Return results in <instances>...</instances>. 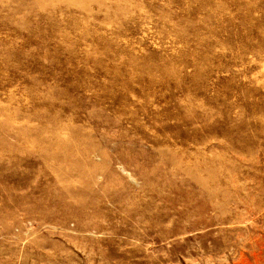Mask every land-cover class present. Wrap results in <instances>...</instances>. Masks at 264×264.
<instances>
[{
	"label": "rangeland",
	"instance_id": "rangeland-1",
	"mask_svg": "<svg viewBox=\"0 0 264 264\" xmlns=\"http://www.w3.org/2000/svg\"><path fill=\"white\" fill-rule=\"evenodd\" d=\"M107 1L0 0V137L7 145H0V264H264V0ZM156 80H167L177 97L188 98L191 115L205 116L202 124L178 130L191 131L188 138L202 132L207 176L227 177L212 186L217 190L208 213L179 205L185 208L177 218L179 235H145L138 213L151 197L146 182L168 170L128 162L115 156V147L101 146L86 155L100 170L92 173L86 163L79 169L99 194L93 200L110 212L88 220L92 232H81L77 209L50 222L29 201L4 204L6 194L49 187L50 175L70 167L47 159L23 134L39 127L36 114L50 105L63 122L78 119V109H63V94L75 93L83 107L86 88L95 94L102 86L129 87L136 104L166 97L158 88L132 92V85ZM127 106L137 109L128 98L102 101L110 115ZM162 137L146 126V139ZM77 156L71 161H82ZM57 167L62 174L51 171ZM76 172L66 175V183L81 187ZM12 173L26 182L23 187L1 180ZM190 220L195 225L185 226ZM95 224L104 228L93 229Z\"/></svg>",
	"mask_w": 264,
	"mask_h": 264
},
{
	"label": "bare ground",
	"instance_id": "bare-ground-1",
	"mask_svg": "<svg viewBox=\"0 0 264 264\" xmlns=\"http://www.w3.org/2000/svg\"><path fill=\"white\" fill-rule=\"evenodd\" d=\"M129 6L131 8V5ZM21 21L23 20L21 19ZM135 60L138 61L137 59ZM137 64L138 63L135 65ZM154 69V67H150V71ZM145 73L147 72L144 68L141 75L144 76ZM111 86L97 88L95 90L97 93L95 94L92 93L89 88H86L84 93L85 100L88 104L83 107H79L76 104L78 100L77 98H73L74 95H76L75 93L71 95L68 93L63 94V97L66 96L67 99L65 102L61 103L63 109L69 111L71 108L75 107L80 113L78 119H69L67 122L64 121L68 124L64 125L63 120L65 119L62 120L59 115L51 114V110H48L51 108L49 104L47 109L34 116L35 119L40 122L39 127H34L33 130H26L25 128L26 131L23 133L25 137L34 139L39 150L44 152L47 159L60 161L61 163L68 164L70 167L67 170L65 165L62 164L67 171L63 174L61 173L63 167L52 168L51 171L56 170L62 175L59 174L60 176L58 177L57 174L56 177L50 175L51 180L49 187L43 186L44 184L38 187L34 185L33 188L27 190L26 193H9L6 194L7 196L3 199V202L4 204L14 202L17 206L21 207L29 201L32 204L31 209L40 213L50 222L56 220L60 215L69 217L72 215V211H68L77 209L81 212L80 215L83 222L81 232H92L88 220L92 217L101 215V212H105L107 215H109L110 212L105 209L106 207H104L102 203L93 200L95 197L100 198L99 194L97 192H92L86 181L87 179L85 180L83 173L79 169L80 166L86 163V165L89 164L91 166L92 173L96 174L101 168L98 167L100 164L97 166V164L90 163L86 155L97 150L99 146L109 148L115 147V156L118 158H122L128 162L150 165L156 170H168L166 173H157L159 175L157 177L155 174V178L152 182H146L151 197L145 202V208L142 209L143 212L138 213V218L145 235L155 233L157 236L163 238L179 235L180 221H178L177 218L185 214V208L181 210L179 205H183L187 208L198 207L203 209V212L208 213L209 209L212 208L211 198L213 192L217 190L214 186L215 191H213L212 186L224 182L227 179L226 176L220 177L219 180L211 179L207 176L206 169L210 160L207 159L208 153L206 154V151L209 150V148L202 132L195 131L196 136L188 138L191 131L182 128L178 130L179 126L186 128L193 122L202 124L205 116L199 113L191 115L190 100L188 98H184L183 100L177 97V91L174 89L171 90L167 80L151 81L147 87H141L139 89L132 85V92H137L135 90L136 88L138 92L143 94L147 89L156 90L158 88L161 89L167 97L142 100V102H138V104L133 100V97H130L134 95L127 93V91H129L127 89H130L129 87L115 88V86ZM176 90H179V88H176ZM118 93L119 95L117 96ZM35 95L36 94H34V96ZM113 98H128L130 102L136 105L137 109L127 106L124 109V113L110 115L103 110L102 101L112 100ZM89 102H93V104L90 106ZM60 110L62 111V109ZM83 112L86 114L81 117V113ZM64 114H67V112ZM64 118L67 119L66 116ZM172 121H174V123ZM60 125L62 126L61 128H59ZM146 126L158 132H162L163 137L158 139H146ZM3 131V128H0L1 134H3ZM60 131L64 134L67 132V134L62 136V132ZM4 134L5 136L9 135L7 132H4ZM143 138L146 140H143ZM143 143H149L150 146H145ZM177 143H180L182 146L179 147ZM0 145L2 148H7L4 138L0 137ZM77 154L81 155L83 159L77 156ZM75 155L79 157V159H82V161L78 160L75 163L72 162L71 160L73 157H76ZM105 158L106 161L113 159L110 156H105L104 159ZM49 162L47 164H49ZM59 165L61 166V164ZM52 166L54 165L52 164ZM77 169V177L83 180L85 185L81 187L69 186V184L66 183L69 176L66 175L69 173L73 174ZM84 169L85 168H83V171H85ZM0 170L2 169L0 168ZM104 171L105 170H103V172ZM52 173L54 174V172ZM112 176V174L108 175V177ZM1 180L5 183L15 181L20 187H23V184L26 183L24 180H21L18 175L13 173ZM146 180L148 181L150 179ZM119 182L123 184L122 181ZM106 216L104 218L109 219ZM166 221H169L170 227H165L164 224ZM207 222H209V220H207ZM177 225L179 228L176 227ZM193 225H195V222L190 220L185 226L191 227ZM92 228L101 231L104 227L95 224ZM188 229L189 228L186 230ZM114 231L119 232V229H114ZM89 241L92 240L90 239Z\"/></svg>",
	"mask_w": 264,
	"mask_h": 264
}]
</instances>
